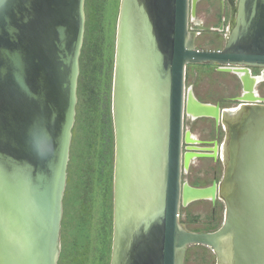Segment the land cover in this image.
I'll use <instances>...</instances> for the list:
<instances>
[{
    "label": "water",
    "instance_id": "obj_1",
    "mask_svg": "<svg viewBox=\"0 0 264 264\" xmlns=\"http://www.w3.org/2000/svg\"><path fill=\"white\" fill-rule=\"evenodd\" d=\"M85 2L0 0V264L59 261ZM197 2L192 0L194 16ZM236 10L224 47L200 49L191 43L189 0H121L112 93L116 147L110 264H184L193 244L211 247L216 264H224L217 249L234 228L236 264H264V96L256 88L264 72L253 75L249 68L264 66V0H238ZM189 63L217 64L218 70L237 74L244 87L237 97L243 104L235 108L242 111L240 118L230 123L236 143H241L238 129H248V144L240 146L239 154L241 159L248 151L249 167L238 198L225 199L222 226L209 232L189 230L179 218L182 196L188 205L197 199L215 201L218 192L216 182L209 187L186 182L182 192L184 114L213 117L218 124L222 115L228 119L229 110L199 100L193 87H186ZM123 94L130 129L122 124ZM186 140L197 142L190 130ZM217 148L187 152L185 167L194 157H217ZM156 177L162 180L158 189Z\"/></svg>",
    "mask_w": 264,
    "mask_h": 264
},
{
    "label": "rangeland",
    "instance_id": "obj_2",
    "mask_svg": "<svg viewBox=\"0 0 264 264\" xmlns=\"http://www.w3.org/2000/svg\"><path fill=\"white\" fill-rule=\"evenodd\" d=\"M121 0H86V27L78 86L76 122L73 128L68 179L64 195L61 227V250L58 264H110L114 230V161L115 136L112 119V93ZM219 0H201L198 20L210 26L194 34V46L200 49H220L226 43L227 31H217L221 17ZM235 17V15H234ZM233 17V18H234ZM217 64L189 63L186 87H193L201 101L234 106V96L242 92L240 77L217 69ZM238 76V77H237ZM240 79V80H239ZM256 88L264 94V81ZM109 106L111 111H108ZM111 113V114H110ZM188 114V113H187ZM185 122L196 135L205 136L212 119L200 117ZM214 162L200 159L185 178L193 182H209ZM204 173L205 176H202ZM225 207L207 199H197L181 205L180 220L188 229L205 232L221 226ZM184 264H216L215 252L206 245H190Z\"/></svg>",
    "mask_w": 264,
    "mask_h": 264
},
{
    "label": "flooded vegetation",
    "instance_id": "obj_3",
    "mask_svg": "<svg viewBox=\"0 0 264 264\" xmlns=\"http://www.w3.org/2000/svg\"><path fill=\"white\" fill-rule=\"evenodd\" d=\"M200 1L201 0H198V2H197L196 15L194 16L192 14V11H191L192 0H189V2H190L189 28L191 26L190 22L197 19V9H198V4L200 3ZM237 1L238 0H219L220 12H223L224 15L221 17L220 24L213 28L214 30L225 31V32L227 31V33H229V31H230L229 28H230V25L234 19L233 17L235 15V11L237 8ZM201 26H205L207 28L200 29ZM209 29H211V27L205 25L204 22H202L200 20H198V22L195 23V28H190L191 31L196 32L198 35L201 34L203 30H209ZM225 38L227 39V35L225 36ZM249 68L251 69L253 75H261L264 72V66L251 65V66H249ZM240 82L242 84V92H243V90H244L243 83L241 80H240ZM242 92H241V94H242ZM259 94L261 96H264V94H261L260 92H259ZM238 96L239 95L233 97L234 100H236V105H234V106H226L225 107V106H222L219 102L214 103V104H219L220 107L222 108V111H224L226 109L229 110L228 111L229 113L227 116L228 119H226L222 115L219 123L217 124L215 118L208 117L209 119H212L213 122H212V125L210 127L208 134L205 136L196 135L192 132V129L187 128L185 119H186V116H188V114L186 111L184 114V122H183L182 169H181L182 192H183V184H185L186 182H188L190 185L196 186V187H209V186H212L214 184V182H216L217 187H218L217 198L215 201H213L210 198H208L207 200H210L214 204V206H216L217 203L220 202L222 205H224L225 211H226V202H225L224 198L221 196V192H222V184L226 181L225 179H226V174H227V167L230 168V166L233 162V155L235 154L234 148H232V146H231V141L233 140V134H232V128H231L230 120L234 121V120L239 119V117H234L233 115H231L235 111V108H237V107L241 106V104H243L242 102H240L237 99ZM197 98L199 100H201L200 97L197 96ZM112 99H113V94H112ZM112 102H113V100L111 101V103ZM230 110H234V111L230 112ZM190 117L192 118V120H196V119L200 118V117L194 118L192 116H190ZM112 119H113V124H114L113 107H112ZM226 125L229 126V128H230L229 130L227 127H225ZM187 130H190L194 134L197 142H188L186 140ZM114 136H115V125H114ZM115 144H116V136H115ZM216 146H218L217 157H213V156L194 157V158H192L190 167L189 168L185 167V157H186L187 152L214 153ZM200 159H210L211 161L214 162L213 173H212L211 179L209 178V182H204V183L193 182L191 180L186 179L184 176L186 172H189V170L193 166V164L198 162ZM114 169H115V161H114ZM202 176H205L204 173H202ZM220 187H221V189H220ZM182 201H183V196L181 197V205H183ZM180 209H181V207H180ZM225 214H226V212H225ZM180 215L181 214H179V218H180ZM224 219H225V217H224ZM180 222H181V220H180ZM222 224H221V226H222ZM220 227H218L217 229H219ZM185 228H187V227L185 226ZM217 229H215V230H217ZM205 232H209V231H205Z\"/></svg>",
    "mask_w": 264,
    "mask_h": 264
},
{
    "label": "bare ground",
    "instance_id": "obj_4",
    "mask_svg": "<svg viewBox=\"0 0 264 264\" xmlns=\"http://www.w3.org/2000/svg\"><path fill=\"white\" fill-rule=\"evenodd\" d=\"M236 15H237V10L235 11V17H234L229 29H232L234 27ZM190 38H191V43L194 44V34L191 31H190ZM258 78L259 79L264 78V74L261 76H258ZM126 83L127 84L124 85V87H123L125 93L127 91L129 92V88H128L129 87V80H127ZM122 96H123L122 102L124 103L123 105H121L122 116H123L122 124H123V126H127V128L129 127V129H130L131 128V119L129 117L130 115H129V109H128V96L126 94H123ZM241 112L242 111H237V109H236L233 112V114H231V115H233L234 117L240 118ZM251 123L248 125H251ZM225 127H227L228 130L230 129L229 126H227V125ZM247 130L248 129H246L245 127L238 129L236 134H237V137L239 138V140L241 142L240 144L234 142L233 140L231 141V146H232V148H234L235 154L233 155V162H232L230 168L227 167V174H226V179H225L226 181L222 184L221 196L224 198V200L227 199L228 197L236 200V198H238V194H239V190H240L239 189L240 184L244 183L243 175H244V172L246 171V169L249 167V165H248L249 154H248V151H247V154L243 153L244 155L242 154V157L240 159L239 151H240V146L242 144H244L243 147L244 146L246 147L245 144H248ZM127 132H128L127 130L125 132L123 131V134H122L123 141H125V142H126L127 137H128ZM122 144H123V142L121 141V145ZM242 150H243V148H242ZM250 153L253 155L252 151H250ZM125 160L127 161V164L130 166V158H128V156L126 155V151H125ZM161 182H162V180L160 178L156 177V184H155L156 189H158ZM136 200L139 203L141 201V197L138 196ZM143 200L145 202L148 201V197L144 198ZM122 204H123L124 208L128 204V196H127L126 192H125V194L123 193ZM235 232H236V230L234 228L228 234H226V235L222 234L223 236L220 240L221 243L217 249V252H219L221 259H222V262L224 264H236V262L239 258V255H240L239 251H238V255H237V253L235 252L234 247H233L234 246L233 236L237 235V233H235Z\"/></svg>",
    "mask_w": 264,
    "mask_h": 264
},
{
    "label": "trees",
    "instance_id": "obj_5",
    "mask_svg": "<svg viewBox=\"0 0 264 264\" xmlns=\"http://www.w3.org/2000/svg\"><path fill=\"white\" fill-rule=\"evenodd\" d=\"M108 111H111V108H110V106H109V109H108ZM111 114V113H110Z\"/></svg>",
    "mask_w": 264,
    "mask_h": 264
}]
</instances>
